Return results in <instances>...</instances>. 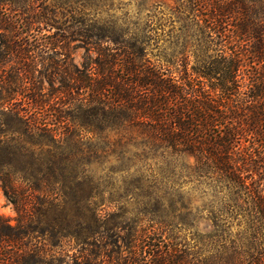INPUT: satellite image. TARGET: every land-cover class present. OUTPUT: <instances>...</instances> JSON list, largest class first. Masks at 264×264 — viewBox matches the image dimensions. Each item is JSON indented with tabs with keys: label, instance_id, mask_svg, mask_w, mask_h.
<instances>
[{
	"label": "trees",
	"instance_id": "obj_1",
	"mask_svg": "<svg viewBox=\"0 0 264 264\" xmlns=\"http://www.w3.org/2000/svg\"><path fill=\"white\" fill-rule=\"evenodd\" d=\"M87 5L0 0V185L32 181L17 224L0 215V264H264V0H171L121 23ZM132 157L159 161L165 187L202 180L210 229L187 212V241L154 190L128 221L89 187L66 219L72 196L52 177Z\"/></svg>",
	"mask_w": 264,
	"mask_h": 264
},
{
	"label": "rangeland",
	"instance_id": "obj_2",
	"mask_svg": "<svg viewBox=\"0 0 264 264\" xmlns=\"http://www.w3.org/2000/svg\"><path fill=\"white\" fill-rule=\"evenodd\" d=\"M67 2V0H59ZM87 3L91 2L97 6L87 5L86 10L89 13L98 15L100 17H107L109 19L117 20L119 23L123 19H128L134 15H139L144 19L147 14L164 9L165 4H171V0H82ZM158 4L160 7H158ZM62 11V10H60ZM64 12V10H63ZM43 26V24H42ZM56 31L55 26L46 27L42 29L43 34H52ZM74 60L77 64L81 62L82 48H75L73 50ZM184 162L192 163L191 159H185ZM124 164V163H123ZM159 161L153 160L150 157L137 158L132 157L130 161L122 165L116 159H103L101 162H95L91 170L85 171L81 167L74 169L67 167L62 177H52L54 181L63 179L67 186V191L71 198L67 199L65 205L66 219H71L81 215L80 206L76 203L82 200V197L87 193L88 189H93V192L99 194L98 207L101 213H115L128 221L132 219H140L139 209H153L155 201L152 200L147 205L142 203L145 194L154 190L155 197L165 199V204L171 200L176 208L177 219L180 233H185V238L190 240L195 233L194 228L198 232H205L209 230L208 220L206 217V207L211 203L210 200L216 204V199L213 197L209 187L200 181H191L185 183L189 178L182 175H177L176 181L168 184L165 187L163 175L159 170ZM126 166H129L126 171ZM40 178V176H38ZM12 179L17 185L18 193L24 191L26 187L32 184L27 178L21 174L12 175ZM89 185V186H88ZM56 184H51L48 187L50 193L60 198L56 188ZM91 187V188H89ZM9 192L5 194L0 185V215H2L11 225L17 224V210L14 201L20 202V194ZM82 195V196H81ZM167 197V198H165ZM145 205V206H144ZM169 205H171L169 203ZM198 211L201 214L197 218V223L193 229H188L184 225V220L187 218L186 213H191L190 222L194 219L193 214ZM58 212V210H56ZM109 216V215H108ZM107 216V217H108ZM184 226L187 228L183 230ZM181 235V234H180ZM72 243L68 240L64 241V248L67 253L74 251Z\"/></svg>",
	"mask_w": 264,
	"mask_h": 264
}]
</instances>
